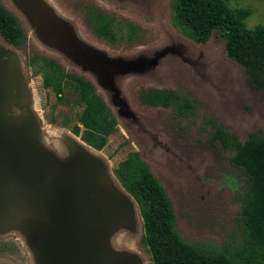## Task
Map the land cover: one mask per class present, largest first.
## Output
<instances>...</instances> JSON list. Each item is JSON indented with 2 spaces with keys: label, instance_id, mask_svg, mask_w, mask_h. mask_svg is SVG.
<instances>
[{
  "label": "rangeland",
  "instance_id": "374dc122",
  "mask_svg": "<svg viewBox=\"0 0 264 264\" xmlns=\"http://www.w3.org/2000/svg\"><path fill=\"white\" fill-rule=\"evenodd\" d=\"M226 1L249 9L246 27L264 23V0ZM0 2L24 33L23 42L15 45L0 33L2 73L13 77L20 88L17 98L9 101L15 121L33 123L41 143L51 148L68 135L76 137L71 128L83 105L72 83L65 82L60 100L43 85V74L52 70L49 62L54 61L64 71L90 80L117 122L105 146L92 151L104 162L115 192L129 199L134 212V223L130 230L119 232L116 246L130 251L139 264H151L137 203L114 174L130 151L139 152L165 189L175 228L184 241L227 253L242 244L244 175L229 160L233 151L208 141L207 119L241 141L253 131H264V90L252 87L245 68L227 56L223 37L213 32L198 42L184 33L174 24V0ZM89 7L112 18V41L94 34L86 20ZM128 23L135 26L134 32ZM148 88L183 93L197 109L191 116L179 117L173 116L174 108L144 104L140 94ZM13 238L31 263L39 264L30 254L38 242L27 243L26 234L15 228L0 229V244L10 246L0 250L3 264H15L22 257L12 246Z\"/></svg>",
  "mask_w": 264,
  "mask_h": 264
},
{
  "label": "trees",
  "instance_id": "16d2710c",
  "mask_svg": "<svg viewBox=\"0 0 264 264\" xmlns=\"http://www.w3.org/2000/svg\"><path fill=\"white\" fill-rule=\"evenodd\" d=\"M174 24L198 42L208 40L213 32L224 39L227 56L242 65L250 85L264 90V23L252 28L245 25L250 11L232 7L226 0H174ZM86 20L94 34L112 41V18L102 10L89 7ZM133 32L135 26L128 23ZM0 33L11 44L24 40L17 19L0 2ZM52 69L43 74V85L53 89L60 100L65 82L72 83L82 110L71 132L88 146L101 150L117 122L93 83L85 77L64 71L50 61ZM68 83V82H66ZM140 100L147 105L174 108L173 116H191L197 109L194 100L172 89L148 88ZM208 141L218 142L231 150L230 162L239 168L245 181L240 220L244 238L234 251L227 253L184 241L175 228L172 203L165 189L151 172L138 151H130L118 162L114 174L123 188L135 199L143 225L142 242L147 247L151 264H264V131L256 130L241 141L223 125L207 119Z\"/></svg>",
  "mask_w": 264,
  "mask_h": 264
},
{
  "label": "water",
  "instance_id": "95a60500",
  "mask_svg": "<svg viewBox=\"0 0 264 264\" xmlns=\"http://www.w3.org/2000/svg\"><path fill=\"white\" fill-rule=\"evenodd\" d=\"M2 70L0 229L15 228L27 243L37 241L30 254L39 264H139L116 246L134 212L129 199L115 192L104 162L74 133L79 139L68 135L54 153L33 123L16 122L9 101L20 88Z\"/></svg>",
  "mask_w": 264,
  "mask_h": 264
},
{
  "label": "flooded vegetation",
  "instance_id": "af4514ba",
  "mask_svg": "<svg viewBox=\"0 0 264 264\" xmlns=\"http://www.w3.org/2000/svg\"><path fill=\"white\" fill-rule=\"evenodd\" d=\"M11 242H12V246H15L16 248H18L20 254H22L21 259L17 260L15 262V264H32L27 252L22 251V248L20 247L21 245L17 242V239L13 238V240ZM4 247H10V246L7 243L2 242L0 244V250H3ZM16 257H18V256H16ZM0 264H3L1 256H0Z\"/></svg>",
  "mask_w": 264,
  "mask_h": 264
},
{
  "label": "crops",
  "instance_id": "0c3cea01",
  "mask_svg": "<svg viewBox=\"0 0 264 264\" xmlns=\"http://www.w3.org/2000/svg\"><path fill=\"white\" fill-rule=\"evenodd\" d=\"M44 141V140H43ZM54 153H55V151H56V149L57 148H51V147H49ZM93 150H95V149H93ZM118 181V180H117Z\"/></svg>",
  "mask_w": 264,
  "mask_h": 264
}]
</instances>
